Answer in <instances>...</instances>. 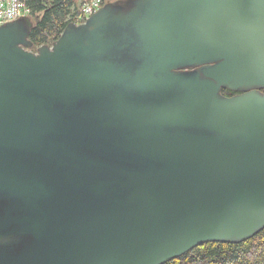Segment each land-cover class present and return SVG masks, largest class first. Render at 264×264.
I'll return each mask as SVG.
<instances>
[{
    "label": "water",
    "instance_id": "1",
    "mask_svg": "<svg viewBox=\"0 0 264 264\" xmlns=\"http://www.w3.org/2000/svg\"><path fill=\"white\" fill-rule=\"evenodd\" d=\"M29 35L0 25V264H163L264 229V0H118Z\"/></svg>",
    "mask_w": 264,
    "mask_h": 264
},
{
    "label": "trees",
    "instance_id": "2",
    "mask_svg": "<svg viewBox=\"0 0 264 264\" xmlns=\"http://www.w3.org/2000/svg\"><path fill=\"white\" fill-rule=\"evenodd\" d=\"M23 1L30 9L26 18L30 24V49L35 50L52 44L68 22H80L81 5L86 0L80 4L77 0ZM163 264H264V229L239 243L205 242Z\"/></svg>",
    "mask_w": 264,
    "mask_h": 264
},
{
    "label": "built area",
    "instance_id": "3",
    "mask_svg": "<svg viewBox=\"0 0 264 264\" xmlns=\"http://www.w3.org/2000/svg\"><path fill=\"white\" fill-rule=\"evenodd\" d=\"M103 4V0L84 1L81 5L82 17L80 18V22H83L90 14L97 11ZM29 13L30 9L23 0H0V25L24 18L28 16Z\"/></svg>",
    "mask_w": 264,
    "mask_h": 264
},
{
    "label": "flooded vegetation",
    "instance_id": "4",
    "mask_svg": "<svg viewBox=\"0 0 264 264\" xmlns=\"http://www.w3.org/2000/svg\"><path fill=\"white\" fill-rule=\"evenodd\" d=\"M222 93L225 94V95H228V96H231L233 94H236L238 93L237 91H232V90H228V89H222Z\"/></svg>",
    "mask_w": 264,
    "mask_h": 264
},
{
    "label": "rangeland",
    "instance_id": "5",
    "mask_svg": "<svg viewBox=\"0 0 264 264\" xmlns=\"http://www.w3.org/2000/svg\"><path fill=\"white\" fill-rule=\"evenodd\" d=\"M77 2H78V4H80L81 3V0L79 1V0H77Z\"/></svg>",
    "mask_w": 264,
    "mask_h": 264
}]
</instances>
